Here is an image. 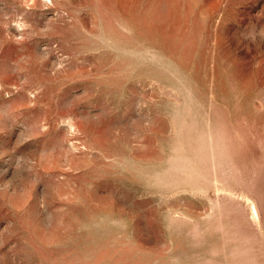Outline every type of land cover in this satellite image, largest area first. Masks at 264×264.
<instances>
[{
    "label": "rangeland",
    "instance_id": "rangeland-1",
    "mask_svg": "<svg viewBox=\"0 0 264 264\" xmlns=\"http://www.w3.org/2000/svg\"><path fill=\"white\" fill-rule=\"evenodd\" d=\"M0 264H264V0H0Z\"/></svg>",
    "mask_w": 264,
    "mask_h": 264
},
{
    "label": "bare ground",
    "instance_id": "bare-ground-1",
    "mask_svg": "<svg viewBox=\"0 0 264 264\" xmlns=\"http://www.w3.org/2000/svg\"><path fill=\"white\" fill-rule=\"evenodd\" d=\"M256 212V211H255Z\"/></svg>",
    "mask_w": 264,
    "mask_h": 264
}]
</instances>
